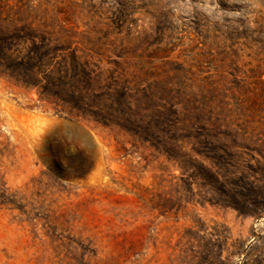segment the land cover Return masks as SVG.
<instances>
[{
  "label": "rangeland",
  "instance_id": "1",
  "mask_svg": "<svg viewBox=\"0 0 264 264\" xmlns=\"http://www.w3.org/2000/svg\"><path fill=\"white\" fill-rule=\"evenodd\" d=\"M1 19L74 35L168 136L73 118L0 74L17 194L0 264H264V0H0Z\"/></svg>",
  "mask_w": 264,
  "mask_h": 264
},
{
  "label": "trees",
  "instance_id": "2",
  "mask_svg": "<svg viewBox=\"0 0 264 264\" xmlns=\"http://www.w3.org/2000/svg\"><path fill=\"white\" fill-rule=\"evenodd\" d=\"M75 44L74 35L66 30L61 33L41 28L33 21L18 19L6 23L1 19L0 74L36 89L41 100L73 118L119 125L143 136L152 137L156 130H162L168 136L165 129L149 123L151 115L144 113L150 108V97L139 96L136 84L122 81L116 71L101 67L93 55ZM79 153L82 161L89 160L83 150ZM3 154L0 149V163ZM65 156L69 163L73 162V154ZM82 161L79 166H84ZM54 163L59 166L56 160ZM202 169L207 175L205 179L224 183L220 174L209 167ZM2 178L0 171V203L16 205L17 194L9 191Z\"/></svg>",
  "mask_w": 264,
  "mask_h": 264
}]
</instances>
